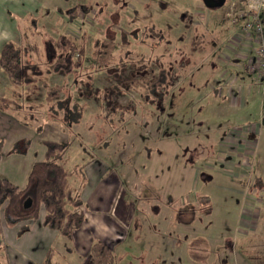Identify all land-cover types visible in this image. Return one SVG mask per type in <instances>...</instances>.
<instances>
[{
	"label": "rangeland",
	"instance_id": "1",
	"mask_svg": "<svg viewBox=\"0 0 264 264\" xmlns=\"http://www.w3.org/2000/svg\"><path fill=\"white\" fill-rule=\"evenodd\" d=\"M66 3L65 11L50 12L36 22L25 20L24 36L16 38L23 64L36 79L35 93L13 88L0 71L2 87L8 88H2V94L14 92L12 101L18 108L6 109L20 115L33 147L42 141L68 143L64 160L70 177L77 178L76 185L86 164H93V170L107 168L119 179L117 205L129 207L131 213L123 220L124 240L114 251L115 264H264V222L233 230L228 224L240 223V217L222 208L217 211L214 205L203 206L200 212L196 203L200 178L217 169L211 155L228 126L212 115L209 99L215 76L225 74L238 60L233 45L240 34L229 36L233 30L226 17L231 0L216 9L205 8L202 0ZM77 4L90 13L69 22L65 13ZM239 10L241 6L235 4L232 11ZM241 28L237 30L243 32ZM60 35L75 41L84 37L86 60L94 40L115 37L119 47L112 68L118 71L120 61L125 62L119 75L125 85L116 75L93 70L89 61L75 76L53 74L51 67L59 53L54 41ZM161 69L168 87L158 104L148 99L140 78L156 77ZM133 71L138 77L130 76ZM231 84L227 90L236 88ZM62 85L66 92L57 101L68 100L69 108L75 103L83 107L81 121L69 127L63 125V112L51 105L52 113L45 102L46 89ZM114 85L119 86L115 101L119 109L106 113V93ZM101 173L90 177L92 184ZM6 221L0 213V222ZM215 232L222 234L217 244L209 241ZM196 236L208 240L202 242L207 251L200 255L189 251Z\"/></svg>",
	"mask_w": 264,
	"mask_h": 264
},
{
	"label": "crops",
	"instance_id": "2",
	"mask_svg": "<svg viewBox=\"0 0 264 264\" xmlns=\"http://www.w3.org/2000/svg\"><path fill=\"white\" fill-rule=\"evenodd\" d=\"M66 1L0 0V50L8 42L16 45V38L24 36L26 30H24L23 22L25 20L36 22L50 12L54 13L60 9L65 11ZM234 1L237 2V6H241V10H245L246 0ZM215 19H213L214 22ZM228 21L233 30L229 32V36L240 34L239 44L233 52L238 60H234L235 63H232V67L225 74L221 76L220 73L215 76L214 85L216 86L209 99L212 115L227 122L228 126L221 139L224 141L220 140L219 145L217 143L218 148L216 145L211 155L217 169L215 168L214 172L206 171V174L200 178L196 203L200 209L203 206L214 205L217 211L222 208L226 213L232 212V217H240V223L234 220L227 226L234 230L235 226L252 227L250 220L254 222L253 227L264 222V205L259 206L258 212L253 215L252 207L248 204V200L264 198V124L262 121L264 89L256 83L254 75L246 68L249 61L255 58L254 38L237 30L244 21L237 18L228 19ZM216 25L219 27V23ZM1 75L0 99H5L11 102L10 106L18 108L17 103L12 101L14 96L12 90L9 91L8 96L2 94V88L5 90L8 88L2 87L3 78L5 80L7 78L5 75L2 78ZM6 81L9 83L8 80ZM229 81H232L234 84L231 85H236V88L227 90ZM19 118L20 115L14 110H0V143L2 144L0 179L23 189L32 166L44 160L43 142L46 141L33 147L30 140L26 138L28 135L26 131H29ZM24 140L29 141L26 153L24 155L13 153V146ZM220 145L225 152L222 150L220 152ZM243 160L246 161V165ZM92 167L93 164L84 165L82 174L80 168L79 185H76L77 178L69 179L71 181L72 178L71 190L80 196L82 201L80 211L85 216V222L78 231L74 232L72 242H67L55 231L43 225L45 213L41 208L36 220L0 222L4 224L3 226L0 224V264H90L88 251L94 240L110 245L113 254L117 251L120 245L118 242L124 240L126 220L124 222L123 220L127 212L131 213V209L123 204L117 205L118 194L121 191L119 179L110 174L107 168H102L101 173L99 168L95 167L93 170ZM99 173L101 176L92 184L90 179L98 177ZM202 211L203 209L200 212ZM211 235L209 241L213 244H217L222 238L219 232H215V236L213 233ZM193 240L196 248L194 246V249L189 250L190 252L194 250L200 255L207 251V248L202 246V242L208 244L207 238L196 236ZM58 248L59 253L55 254L54 250Z\"/></svg>",
	"mask_w": 264,
	"mask_h": 264
},
{
	"label": "trees",
	"instance_id": "3",
	"mask_svg": "<svg viewBox=\"0 0 264 264\" xmlns=\"http://www.w3.org/2000/svg\"><path fill=\"white\" fill-rule=\"evenodd\" d=\"M89 13L90 10L86 6L77 4L67 10L65 15L69 22H73L79 16L88 15ZM54 46L59 53L51 67L53 74H60L64 77L75 76L78 71L83 70L84 63L89 61L93 70L104 71L109 76L116 75V80L125 85L119 76L120 71H123L126 67L125 62L120 61L118 71L112 68L114 53L119 47L115 37L103 41L94 40L89 60L85 59L86 45L84 37L79 41H75L67 35H60L54 41ZM0 71L6 76L13 88H26V91L30 94L35 93L36 79L33 74L28 73L23 64L21 50L11 42L4 44L0 50ZM130 76L138 77L135 71ZM140 81L148 91V99L153 103L160 104L168 87L165 70H159L157 76L153 78L141 77ZM161 89H164V91L161 92ZM65 92L64 85L47 88L45 102L50 105L51 111V107L56 105L57 110L63 112V125L69 127L81 121L83 107L75 103L69 108L68 100L57 101L59 95ZM104 92L106 93V91ZM119 92V86L117 85L111 86L107 90L105 99L108 101V106L105 107L106 113L111 109H119V106L115 103ZM87 96L91 97V94H87ZM10 105L11 102L0 99V110L4 111ZM52 113L54 112L52 111ZM262 121L264 124V106ZM1 145L0 143V155ZM43 146L45 148L44 160L32 166L26 186L23 189L0 179V213L7 221L20 222L36 220L40 209L43 208L45 213L43 225L49 230L55 231L70 243L74 232L78 231L84 224L85 216L80 211L82 207L80 196L73 193L69 185L70 173L64 160L69 145L68 143L46 141L43 142ZM28 147L29 141L24 140L16 143L12 152L24 155ZM27 200L31 201V205L25 209L24 203ZM88 256L90 264H115L111 246L101 241H92Z\"/></svg>",
	"mask_w": 264,
	"mask_h": 264
},
{
	"label": "built area",
	"instance_id": "4",
	"mask_svg": "<svg viewBox=\"0 0 264 264\" xmlns=\"http://www.w3.org/2000/svg\"><path fill=\"white\" fill-rule=\"evenodd\" d=\"M234 2V0H231V12L227 13L226 17L228 19L237 18V20L244 21L242 24L243 33L248 37L252 36L254 38L256 45L254 49L255 58L249 61L246 68L249 73L254 75L256 83L264 89V0H246L245 10H239L237 12L232 11L235 4H237V2ZM238 44L234 43L233 46L237 47ZM243 163L246 165L245 160H243ZM248 201V204L252 207L253 215L258 212L259 206L264 205V198H256L255 200L251 199ZM249 222L252 226L250 228L252 229L254 222L253 220ZM241 227L243 228L244 226L242 225ZM244 228H248V226L246 225Z\"/></svg>",
	"mask_w": 264,
	"mask_h": 264
},
{
	"label": "water",
	"instance_id": "5",
	"mask_svg": "<svg viewBox=\"0 0 264 264\" xmlns=\"http://www.w3.org/2000/svg\"><path fill=\"white\" fill-rule=\"evenodd\" d=\"M226 0H202V3L205 8L207 9H216V8H222L225 4ZM31 205V201L27 200L24 203V208L27 209Z\"/></svg>",
	"mask_w": 264,
	"mask_h": 264
}]
</instances>
